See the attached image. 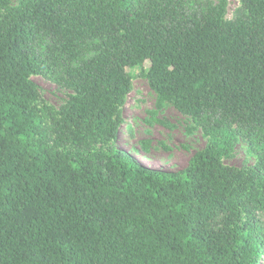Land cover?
Wrapping results in <instances>:
<instances>
[{
    "label": "trees",
    "instance_id": "trees-1",
    "mask_svg": "<svg viewBox=\"0 0 264 264\" xmlns=\"http://www.w3.org/2000/svg\"><path fill=\"white\" fill-rule=\"evenodd\" d=\"M239 3L0 0V264H264V0ZM134 68L208 137L181 170L113 145Z\"/></svg>",
    "mask_w": 264,
    "mask_h": 264
},
{
    "label": "rangeland",
    "instance_id": "rangeland-1",
    "mask_svg": "<svg viewBox=\"0 0 264 264\" xmlns=\"http://www.w3.org/2000/svg\"><path fill=\"white\" fill-rule=\"evenodd\" d=\"M239 6V0H228L226 18H233ZM138 71L139 68L132 70V89L119 109L123 122L113 145L149 169L181 170L191 155L204 147L208 137L190 116L180 113L172 101L158 100L148 79ZM30 78L44 102L57 110L73 93L71 88L60 86L45 75ZM247 149V140L236 135L231 154L223 158L224 164L237 168L251 166L253 161L248 158Z\"/></svg>",
    "mask_w": 264,
    "mask_h": 264
}]
</instances>
